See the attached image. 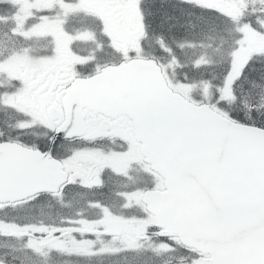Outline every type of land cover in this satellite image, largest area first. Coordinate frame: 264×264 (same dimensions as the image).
I'll use <instances>...</instances> for the list:
<instances>
[{"label": "snow or ice", "instance_id": "6c2138e0", "mask_svg": "<svg viewBox=\"0 0 264 264\" xmlns=\"http://www.w3.org/2000/svg\"><path fill=\"white\" fill-rule=\"evenodd\" d=\"M264 264V0H0V264Z\"/></svg>", "mask_w": 264, "mask_h": 264}]
</instances>
